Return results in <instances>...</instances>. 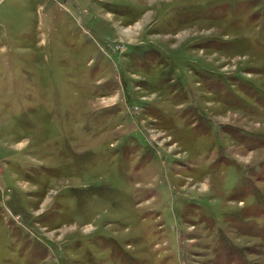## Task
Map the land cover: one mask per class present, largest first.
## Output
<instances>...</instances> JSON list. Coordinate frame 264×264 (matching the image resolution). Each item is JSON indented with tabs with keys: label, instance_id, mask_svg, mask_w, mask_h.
Segmentation results:
<instances>
[{
	"label": "rangeland",
	"instance_id": "rangeland-1",
	"mask_svg": "<svg viewBox=\"0 0 264 264\" xmlns=\"http://www.w3.org/2000/svg\"><path fill=\"white\" fill-rule=\"evenodd\" d=\"M0 264H264V0H0Z\"/></svg>",
	"mask_w": 264,
	"mask_h": 264
}]
</instances>
